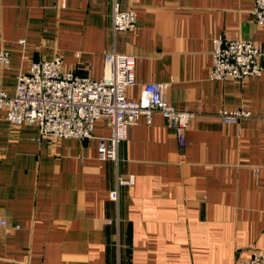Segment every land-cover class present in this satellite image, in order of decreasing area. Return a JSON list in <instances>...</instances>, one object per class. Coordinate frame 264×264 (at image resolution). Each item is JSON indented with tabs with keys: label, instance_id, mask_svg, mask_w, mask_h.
<instances>
[{
	"label": "crops",
	"instance_id": "crops-1",
	"mask_svg": "<svg viewBox=\"0 0 264 264\" xmlns=\"http://www.w3.org/2000/svg\"><path fill=\"white\" fill-rule=\"evenodd\" d=\"M114 2L133 7L134 28L112 31ZM253 0H0V85L34 60L59 55L76 75L99 79L104 52L135 57L138 99L147 83L194 112L180 147L154 112L128 130L116 162L100 161L93 136L58 141L0 115V264H236L264 248V27ZM249 40L262 72L212 80V40ZM25 40V45L18 43ZM251 115L224 122L221 109ZM132 177L128 185L117 180ZM117 187V201L109 191Z\"/></svg>",
	"mask_w": 264,
	"mask_h": 264
},
{
	"label": "built area",
	"instance_id": "built-area-1",
	"mask_svg": "<svg viewBox=\"0 0 264 264\" xmlns=\"http://www.w3.org/2000/svg\"><path fill=\"white\" fill-rule=\"evenodd\" d=\"M253 1L250 16L257 25L264 27V0ZM135 22L133 7L122 9L114 2L111 14L114 33L131 30ZM18 43L24 46L25 40L19 39ZM212 44L210 79L243 81L261 74V49L258 45L249 40L221 37L214 38ZM103 61V75L92 79L63 68L59 55L51 59L32 60L24 71L16 75L12 93L0 85V115L14 127L35 125L41 137L53 141L91 138L95 122L104 119L108 132L96 136L98 159L116 162L119 144L127 139L129 128L137 124L141 117L150 124L153 113L158 112L174 131L178 145L184 147L185 132L192 124L195 113L170 104L163 94V84H144L138 99L127 98L125 90L136 84L135 57L111 51L103 53ZM9 62L10 52L0 49V68L8 67ZM218 115L224 122H236L251 113L243 108H224L219 110ZM132 182V177L117 180L118 185ZM117 193V187L109 191V197L115 202ZM0 223L5 225L3 221ZM236 264H264V248L253 249Z\"/></svg>",
	"mask_w": 264,
	"mask_h": 264
}]
</instances>
